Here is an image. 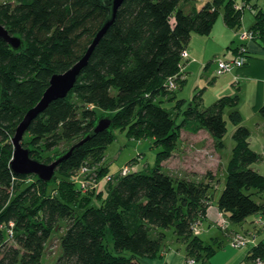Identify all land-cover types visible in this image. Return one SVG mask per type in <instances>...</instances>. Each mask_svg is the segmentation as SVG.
Masks as SVG:
<instances>
[{
    "label": "trees",
    "instance_id": "trees-1",
    "mask_svg": "<svg viewBox=\"0 0 264 264\" xmlns=\"http://www.w3.org/2000/svg\"><path fill=\"white\" fill-rule=\"evenodd\" d=\"M247 5L257 3L210 0L198 8L189 0H125L72 90L32 120L22 143L32 158L51 163L91 133L105 112L111 127L77 147L53 180L45 182L35 174L13 172L12 138L51 76L82 58L111 17V7L107 0H0V22L22 39L14 49L0 38V264H45L55 234L61 245L55 264H145L144 257L162 251V228H173L184 242L185 264L189 259L213 264L219 247L206 242L197 225L207 217L220 179L209 172L202 179L175 176L163 162L173 156L183 131L205 130L216 148L224 147L227 106H235L230 113L235 145L216 206L233 224L264 215V174L252 167L261 153L251 146L238 95L202 108L200 91L184 107L185 99L175 91L185 82L189 54L183 57L182 52L193 33L209 35L222 12L226 25L239 30ZM256 12L251 40L264 46V8ZM239 49L234 50L237 56ZM241 54L245 63L251 57L247 48ZM262 91L264 102V83ZM258 109L264 118V103ZM114 129L125 130L130 138H152L161 150L155 166L110 176L103 197V190L95 186L88 192L75 178L84 168L87 181L95 180V173L107 176L105 150ZM61 144L66 148L60 149ZM95 197L101 200L98 206L91 205ZM256 259L264 261V241L247 252L249 263Z\"/></svg>",
    "mask_w": 264,
    "mask_h": 264
},
{
    "label": "rangeland",
    "instance_id": "rangeland-1",
    "mask_svg": "<svg viewBox=\"0 0 264 264\" xmlns=\"http://www.w3.org/2000/svg\"><path fill=\"white\" fill-rule=\"evenodd\" d=\"M189 1L201 8L210 0ZM235 1L243 3V0ZM185 2L186 1H183V4ZM253 2L257 3V6L247 5L244 7L242 11V27H240L239 30L234 29L235 37L230 44L231 46L228 47V45H224V40L220 39L216 33L221 29V34L226 31L224 28L226 25L224 23L223 12L219 15L212 32L209 35L193 33L188 48L193 51L194 47L195 50L201 53H206L208 59L202 61V66L199 72L193 71L194 73L192 74L188 72L186 74V76H188L187 81L181 84L182 86L177 87L175 91L178 98L185 99L184 107H187L192 102L195 94L200 91L202 95V108L210 107L223 96L238 95L239 100L237 107L238 109L240 107L243 109V113L241 112L243 116V124L248 122L247 126L252 131L250 137L251 146L262 155L261 159L252 164V167L264 174V118L261 113H259L258 109L264 102H261L263 93H261L262 88L260 89V83L258 80L248 79V77L241 73L236 76L238 70H235L236 73L234 71L222 75L217 74L219 58H226L232 53L234 54L233 49L240 43L242 39L241 35L244 33V30H249L253 27L256 20V11L260 8H264V0H253ZM220 24H223L224 27L219 28ZM220 41L222 42V45ZM220 45L223 46L222 49L220 48ZM215 52H218L219 54L213 56ZM210 54H212L211 58L208 56ZM170 105V102L165 104V106L168 107ZM233 110H235V106H227L223 112L224 119L227 123V131L223 137L224 147L216 148L213 137L205 130L197 135L185 134L182 132L178 148L175 150L173 156L168 159V161L166 160L164 162V170L175 176H183V169L190 173L195 171L196 174L202 178L206 177L208 172L209 174L212 173L214 178L218 177L220 179V183L213 191L215 199H218L224 187L226 168L232 155V149L235 145L233 137L235 125L230 118V113ZM105 114L107 115L108 112H105ZM114 134V140L107 145L105 150L104 163L108 166L107 176L98 178L99 173H95V176H92L96 178L95 180H88L90 182L89 184L84 183L87 187V191L88 189H94L95 185L97 186L98 191L103 190V197L107 196L108 179L112 180L110 176L118 174L119 171L122 172L124 167H130V170L133 171L155 166L157 153L161 150L154 145V140L152 138H130L127 136L126 131L121 129H114ZM65 146V144H61L59 148L63 149ZM82 172L83 175L80 174V176H78L79 179L78 177L75 178L80 184L81 181L87 182V171ZM76 185L77 187L79 186L78 184ZM100 203L101 200L95 197L93 198L91 205L98 206ZM251 217H253V215L249 216V218ZM221 221L222 219L219 222ZM222 225V222L219 224L218 220H215L213 223L203 220L202 223L197 225V229L203 231L200 236L214 247H219L216 254L211 258L212 263L251 264L245 259V256L252 244L249 243L242 247L234 246L231 242L233 236L230 233H226V227H223ZM237 226L241 229L240 225ZM161 230L166 234L162 249L166 254L170 253L174 256L180 254L183 257L181 264H185L184 242L177 239L173 228H162ZM106 241L109 242L110 249L114 250L112 237L108 236ZM60 253V239L58 234H55L47 244L43 258L44 263L55 264ZM142 261L145 264H164V257H161L159 253L156 257H144Z\"/></svg>",
    "mask_w": 264,
    "mask_h": 264
},
{
    "label": "water",
    "instance_id": "water-1",
    "mask_svg": "<svg viewBox=\"0 0 264 264\" xmlns=\"http://www.w3.org/2000/svg\"><path fill=\"white\" fill-rule=\"evenodd\" d=\"M111 7V17L104 23L101 29L93 38L91 44L87 48L82 58L73 64L69 69L61 73H55L49 80V86L43 93L39 102L29 109L22 121L16 128L15 135L12 138L14 145V154L11 161V168L16 175H30L35 174L38 178L45 182H51L56 174L58 166L66 161L74 153L75 149L84 142L90 140L93 135L101 131L107 130L111 127L112 120L108 115L100 117L95 124L91 133L78 143L71 146L65 153L58 156L51 163H45L34 159L30 156L29 148L23 145L24 136L29 128L32 120L43 112L51 102L59 98H64L72 90L77 82L78 76L82 70L87 66L89 59L95 50L96 46L108 31L109 27L115 21L117 12L125 0H107ZM0 38L10 44L14 49H19L22 45V39L18 36L12 35L9 30L0 22Z\"/></svg>",
    "mask_w": 264,
    "mask_h": 264
},
{
    "label": "crops",
    "instance_id": "crops-1",
    "mask_svg": "<svg viewBox=\"0 0 264 264\" xmlns=\"http://www.w3.org/2000/svg\"><path fill=\"white\" fill-rule=\"evenodd\" d=\"M197 7L199 8V6H197ZM242 21H243V19H242ZM224 23H225V21H224ZM225 25H226V23H225ZM222 27H224L223 24H220L219 28H222ZM224 28L226 31H224L222 34L220 33L222 29L219 30V32L217 31L216 33L220 39L224 40L223 44L228 45V47H229V46H231L230 45L231 42H233V39L235 37V32H234V29L229 28L227 25ZM245 31H248V30H244V32ZM215 38H217V37H215ZM220 43L222 45L221 41H220ZM240 43L234 47L233 51L237 50V49L241 48V46L243 47V45H245L244 47L248 49V53L251 54V57H249L248 61L245 63V65L243 67L238 69L237 74L241 73L242 75H245L246 77H248V79L250 78L252 80H258L260 83V89L262 88L261 89V91H262L263 90V83H264V46L262 44L258 43L257 41H254V40L252 41V40H248V39H241ZM221 45H220V48L222 49L223 46H221ZM187 51L189 54V60L186 63L185 70H184L185 74L183 75V78L185 81H187V79H188V76H186V74L188 72L191 74L194 73L193 71L199 72L201 69V66H202V61H206L208 59V57H206L207 56L206 53H201V52L195 50L194 47H193V51L187 47ZM220 52H222V51H220ZM217 54H219V53L215 52L213 56H217ZM208 56H210V58H211L212 54H210ZM236 56H237V53L234 52V54L232 53L229 57H226V58L220 57L219 59H221V60L233 59ZM236 71H235V73H236ZM192 93H193V89H192ZM261 93H263V91ZM261 99H262L261 100V102H262L263 101V94H262ZM239 110H240V112L243 113L242 107H240ZM247 123L245 122L244 124L248 125ZM201 132L202 131H200L199 133H201ZM183 133L191 134V135L199 134V133H196V134L190 133L187 131H183ZM251 134H252V131H251ZM261 157H262V155H261ZM164 162H163V165H164ZM182 173H184L183 176H188V177H191L194 179H202V177L201 176L199 177V175H197L195 171H193V173L192 172L190 173L188 171H185V169H183ZM172 175H174V174H172ZM216 188H217V184H216ZM216 200L217 199H215V197H214V201H213V203H211V205L208 209L207 217L205 218V221L213 223V222H215V220H218V223L220 224L224 220L226 222V224H225L226 225L225 226L226 227V229H225L226 233H230L232 236L236 233L244 234V235L248 236L249 238L253 239L252 242H250L252 245L257 244L260 241H264V215L254 214L253 217L247 219L246 221H244L241 224H236V223L233 224L230 222L228 217L226 215H224L218 209V207L216 206V203H215ZM221 219H222V221L219 222ZM248 220H250V221H248ZM252 222H253L254 227L252 225ZM237 225H240L241 229ZM222 226L224 227V225H222ZM197 232H199V234H201V232H203V231H201V229H198ZM250 247H249V249H250ZM246 255H247V253H246ZM160 256L164 257V264H169V263L181 264L182 263L183 257L180 254H177L176 256L171 255L170 253L166 254V252L162 249V251L160 252ZM245 259H246V256H245ZM184 260H185V256H184ZM197 264H199V263H197Z\"/></svg>",
    "mask_w": 264,
    "mask_h": 264
},
{
    "label": "built area",
    "instance_id": "built-area-1",
    "mask_svg": "<svg viewBox=\"0 0 264 264\" xmlns=\"http://www.w3.org/2000/svg\"><path fill=\"white\" fill-rule=\"evenodd\" d=\"M237 8H241V5H237L236 6ZM242 39H248V40H251L253 38V34L252 32H250L249 30L248 31H245L242 35H241ZM239 52L240 54L233 58V59H227V60H219L218 61V69H217V74L218 75H222V74H225V73H229V72H234L236 69L242 67L245 63V57L241 54L243 52H246V48L243 46L239 49ZM182 56L183 57H188V51L187 50H184L182 52ZM238 76V75H236ZM176 87V84L174 82H170V88H175ZM130 170V167H124L122 169V173L125 174L127 173L128 171ZM83 171L85 172L86 171V168L83 169ZM84 183H87L89 184L90 182L87 181V182H82L81 181V185L85 188L86 185H84ZM96 186V185H95ZM259 222V221H258ZM222 224L224 226H226V222L223 220ZM252 238H249L248 236L244 235V234H235V236L233 237V240H232V244L236 247H242V246H246L247 244H249L250 242H252ZM195 263V260L194 259H189L188 260V264H194ZM252 264H264V261L262 259H256Z\"/></svg>",
    "mask_w": 264,
    "mask_h": 264
}]
</instances>
